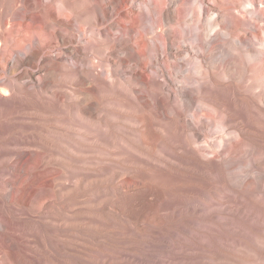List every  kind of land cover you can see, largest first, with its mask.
I'll return each mask as SVG.
<instances>
[{
    "label": "rangeland",
    "instance_id": "374dc122",
    "mask_svg": "<svg viewBox=\"0 0 264 264\" xmlns=\"http://www.w3.org/2000/svg\"><path fill=\"white\" fill-rule=\"evenodd\" d=\"M173 1L195 45V33L205 37L218 8L204 1L194 23L200 3ZM129 5L136 11L139 0ZM100 26L118 31L108 19ZM78 32L71 42L76 49L84 39ZM96 55L102 71L107 61L102 51ZM40 58L27 68L35 82L29 97L0 92V264H264L263 111L251 113L228 90H213L245 128L241 150L225 157L204 153L200 163L180 159L167 176L150 177L148 185L162 191L150 200L137 169L118 172L115 148L98 138L100 109L134 110ZM118 73L124 76L125 68ZM39 92L48 98L41 110L30 107ZM210 133L201 141L219 146L221 132ZM122 163L129 167L126 158Z\"/></svg>",
    "mask_w": 264,
    "mask_h": 264
},
{
    "label": "bare ground",
    "instance_id": "6f19581e",
    "mask_svg": "<svg viewBox=\"0 0 264 264\" xmlns=\"http://www.w3.org/2000/svg\"><path fill=\"white\" fill-rule=\"evenodd\" d=\"M18 1L0 0V92L19 90L29 97L35 82L27 68L41 55L54 71L67 70L116 103L126 101L131 114L99 110L98 138L115 148L118 172L137 169L150 200L162 193L148 185L150 177L167 176L180 159L200 163L204 153L225 157L241 150L245 128L213 90L226 89L251 113L264 112V0H247L239 10L240 0H196L191 22L200 21L204 1L218 12L205 37L195 24V45L185 37L190 27H181L183 12L172 8L173 0H139L136 11L129 0ZM104 19L118 31L100 26ZM78 31L84 39L76 49L71 42ZM100 51L107 61L102 71ZM130 83L146 89L136 91ZM46 98L40 93L30 107L46 108ZM214 128L222 134L219 146L201 141Z\"/></svg>",
    "mask_w": 264,
    "mask_h": 264
}]
</instances>
